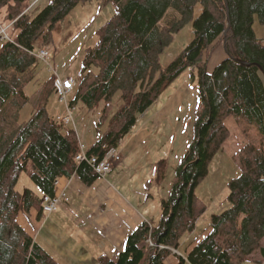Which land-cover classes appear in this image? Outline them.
I'll return each mask as SVG.
<instances>
[{"label":"trees","instance_id":"obj_1","mask_svg":"<svg viewBox=\"0 0 264 264\" xmlns=\"http://www.w3.org/2000/svg\"><path fill=\"white\" fill-rule=\"evenodd\" d=\"M33 1L0 0L3 20L14 32L0 45V264H59L18 223V214L42 212V196L55 193L57 177L76 173L86 185L98 177L86 161L75 162L74 131L46 107L53 76L32 94L24 91L35 77L30 51L36 42L53 45L56 22L90 0H46L32 13L38 3L30 6ZM102 1L113 5V13L95 30V42L84 48L80 77L68 94L72 107L79 101L88 110L101 104L97 123L106 121V127L86 154L101 157L116 147L138 116L188 68L189 77L197 80L199 101L187 149L173 168L168 195L160 198L158 221H141L115 259L100 255L99 264H165V256L194 230L206 209L194 189L230 135L228 118L245 140L232 155L239 174L227 182L229 206L211 214L208 231L185 258L179 256L178 264L264 263V39L253 28L254 17L264 24V0ZM168 10L174 14L165 18ZM188 22L191 40L162 66L160 54ZM217 45L225 56L208 71L206 60ZM26 102L30 115L20 120ZM164 162H157V182L164 177ZM28 164L36 190L19 191L16 184Z\"/></svg>","mask_w":264,"mask_h":264},{"label":"rangeland","instance_id":"obj_2","mask_svg":"<svg viewBox=\"0 0 264 264\" xmlns=\"http://www.w3.org/2000/svg\"><path fill=\"white\" fill-rule=\"evenodd\" d=\"M36 2L37 0H34L30 6ZM45 2L46 0H38V3L32 7V13L36 12ZM113 10L111 3H104L102 0L80 2L68 15L56 22L53 30L56 42L53 45H48L39 40L34 48L37 50L39 47H43L49 50L50 59L48 62L50 65H56L60 77L78 79L84 48L95 42V30L112 15ZM173 14L172 10H168L165 18H169ZM0 23L2 27L8 23L3 20V8L0 10ZM253 28L255 35L264 39V24H260L256 17H254ZM6 30L8 33L11 32L10 36L12 37L14 32H12L11 26ZM191 38L192 28L191 23L188 22L174 34L172 42L160 54L161 65L164 66L175 57ZM0 40L2 41L1 38ZM224 56L225 51L222 45H217L206 60V69L211 71ZM48 76L49 72L44 61L36 60L35 77L24 86V91L28 95L32 94ZM67 99L69 100L70 96H67ZM198 101L197 80L191 79L189 70H186L168 85L146 110L144 115H147L149 120L147 123L149 126L148 136L144 138L145 140L139 139L134 144L133 151L126 153L127 159L113 172L120 177L123 176V181L129 184L135 193L144 192L142 199L147 200L144 205L147 210L145 212L142 207H138V211L143 215H150L148 219L152 221L150 224H155L159 219L160 198L168 195L174 175L173 168L187 149L192 133L193 111ZM46 107L53 117L62 116L65 110L64 104L58 102L54 93L49 96ZM30 111L31 103L26 102L20 110V120L27 119ZM70 111L73 121L66 127L73 129L78 141L88 147L106 127V121L100 125L97 123L101 104L98 103L93 109L88 110L79 101L73 108H70ZM142 118V116H138L134 127L124 137L125 139L123 138V143L130 135L138 132ZM226 125L230 130V135L209 161L207 174L194 189L196 196L205 203L206 209L196 220L193 237L200 236L204 229H208L211 214L219 213L229 206L227 182L239 174L232 155L243 145L245 140L233 118H228ZM140 133L136 136L138 137ZM130 138L127 143L131 146L133 143ZM121 145L122 143L119 141L115 147L118 150L119 158L113 162L112 169L122 158ZM146 155L148 157H145ZM160 160L165 161L162 166L164 177L157 182L155 179L158 173L157 162ZM30 169L31 166L28 164L27 169L21 173L16 184L17 190L23 191L26 187L36 190L28 176ZM97 178L100 179V177ZM112 183L115 184V180ZM174 251L177 249H173V253L170 252L165 256L166 264L169 260H172V264L179 262V256L182 254L179 252L178 255L174 254L176 253ZM241 264L257 263L247 260Z\"/></svg>","mask_w":264,"mask_h":264},{"label":"crops","instance_id":"obj_3","mask_svg":"<svg viewBox=\"0 0 264 264\" xmlns=\"http://www.w3.org/2000/svg\"><path fill=\"white\" fill-rule=\"evenodd\" d=\"M145 112L140 114L143 118L138 132L130 135L132 137H128L124 143L125 138L120 142L121 160L104 177L96 178L90 185L84 184L76 173L57 177L55 191L63 190L66 193L60 208L50 213L31 209L27 213L18 214V223L59 264H99L100 255L115 259L130 231L141 221L152 222L148 220L150 215L138 211V207H142L145 212L147 210L144 207L147 200L142 199L144 192L135 193L123 181V176L113 174L127 159L126 153L133 151L134 144L148 136L149 120ZM129 138L133 143L131 146L127 143ZM114 180L115 184L112 183ZM208 229H204L200 236L193 237L194 230L183 234L176 248L177 253L185 257L192 244L203 237ZM168 263L172 264V260Z\"/></svg>","mask_w":264,"mask_h":264},{"label":"built area","instance_id":"obj_4","mask_svg":"<svg viewBox=\"0 0 264 264\" xmlns=\"http://www.w3.org/2000/svg\"><path fill=\"white\" fill-rule=\"evenodd\" d=\"M7 26H0V38L9 39V35L7 33ZM38 60L44 61L45 66L47 67L48 72L53 74V84H54V92L58 98V101L64 104L65 114L62 117V120L65 124H69L73 121V117L71 115L70 106L67 102V94L70 92L74 85V79L70 77H60L56 70V65H50L48 60L50 59V52L46 48H38L37 50L30 51ZM79 150L74 156L75 162L86 161L92 168V170L100 177H104L112 168L113 162L119 158L118 152L115 148H109L101 157L97 156H88L86 154V148L81 143L78 142ZM66 198V193L61 190L55 192L53 195L44 194L42 196L41 202V210L44 213H50L54 210H57L61 207L64 199ZM149 242V245L154 246L152 242Z\"/></svg>","mask_w":264,"mask_h":264},{"label":"water","instance_id":"obj_5","mask_svg":"<svg viewBox=\"0 0 264 264\" xmlns=\"http://www.w3.org/2000/svg\"><path fill=\"white\" fill-rule=\"evenodd\" d=\"M224 33H225V32H224ZM237 61L240 62V63H242V64H247V63H245L244 61H241V60H238V59H237Z\"/></svg>","mask_w":264,"mask_h":264}]
</instances>
